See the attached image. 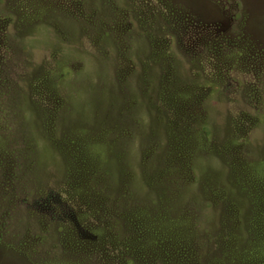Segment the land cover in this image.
<instances>
[{
  "label": "rangeland",
  "instance_id": "rangeland-1",
  "mask_svg": "<svg viewBox=\"0 0 264 264\" xmlns=\"http://www.w3.org/2000/svg\"><path fill=\"white\" fill-rule=\"evenodd\" d=\"M258 200L264 0H0V264H193Z\"/></svg>",
  "mask_w": 264,
  "mask_h": 264
},
{
  "label": "trees",
  "instance_id": "trees-1",
  "mask_svg": "<svg viewBox=\"0 0 264 264\" xmlns=\"http://www.w3.org/2000/svg\"><path fill=\"white\" fill-rule=\"evenodd\" d=\"M252 206L256 208L251 209L248 215L244 217V228L241 226V228L222 229L216 234L215 239L213 238L216 245L214 252H209L203 257L198 255L200 257L191 262L193 264H264V203L260 204L258 200ZM137 214L138 217H134L135 224L139 225L140 230L134 245L139 249L147 248L151 242L154 243L158 239L176 248H190L193 245L190 243L197 237L196 233H194L195 236H191L190 229L188 231L178 227V220L181 218L178 220L169 218L166 221L170 226L167 225L165 229L155 230L149 227L155 221H149L140 212ZM202 258L205 260L203 263Z\"/></svg>",
  "mask_w": 264,
  "mask_h": 264
}]
</instances>
